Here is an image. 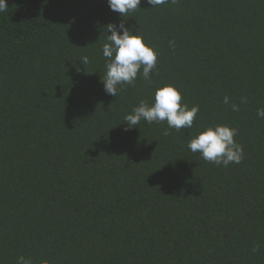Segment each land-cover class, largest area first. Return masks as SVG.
<instances>
[{"label": "trees", "instance_id": "16d2710c", "mask_svg": "<svg viewBox=\"0 0 264 264\" xmlns=\"http://www.w3.org/2000/svg\"><path fill=\"white\" fill-rule=\"evenodd\" d=\"M7 4L0 264H264V0H142L124 17L107 0ZM121 22L158 61L151 81L138 73L115 97L102 47ZM165 85L199 107L193 127L164 135L166 121L142 120L125 132ZM217 125L238 130L239 164L188 149Z\"/></svg>", "mask_w": 264, "mask_h": 264}, {"label": "clouds", "instance_id": "9594fccd", "mask_svg": "<svg viewBox=\"0 0 264 264\" xmlns=\"http://www.w3.org/2000/svg\"><path fill=\"white\" fill-rule=\"evenodd\" d=\"M149 5L156 7L167 0H146ZM175 2V0H173ZM113 12L122 17L140 7L142 0H107ZM8 9L7 0H0V13ZM108 43L102 47L103 56L106 58V75L102 77V84L106 94L117 95L120 87L125 84H133L139 75L145 81H151V73L156 68L158 54L148 45L138 31L125 26L124 22L119 25L107 26ZM83 65L89 63V58H80ZM142 69V71H141ZM224 103H229V98H224ZM233 110L238 111V106L233 105ZM199 112L198 106L189 109L187 104H182V95L174 85H165L155 91L154 102L150 105L141 100L132 112L125 116L126 127L124 131H130L143 120L149 124L167 122L164 135L169 134V129L192 128L194 120ZM257 115L264 118V108L257 110ZM238 130L226 125L208 127L193 137L187 147L193 153L199 152L201 158L207 162L227 167L231 163L239 164L243 160V148L236 143L234 137ZM17 264H33L31 259L23 256L18 258Z\"/></svg>", "mask_w": 264, "mask_h": 264}]
</instances>
